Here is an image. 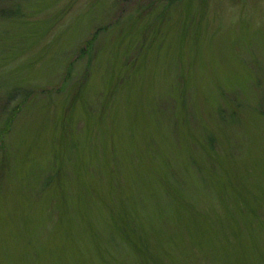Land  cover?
Wrapping results in <instances>:
<instances>
[{"label": "rangeland", "instance_id": "1", "mask_svg": "<svg viewBox=\"0 0 264 264\" xmlns=\"http://www.w3.org/2000/svg\"><path fill=\"white\" fill-rule=\"evenodd\" d=\"M13 107L0 264H264V0H0Z\"/></svg>", "mask_w": 264, "mask_h": 264}, {"label": "trees", "instance_id": "2", "mask_svg": "<svg viewBox=\"0 0 264 264\" xmlns=\"http://www.w3.org/2000/svg\"><path fill=\"white\" fill-rule=\"evenodd\" d=\"M7 17H9V16H7ZM95 36H96V33H95V35L93 34L92 35V38L91 39H94L95 38ZM90 39V40H91ZM90 40H88L87 42H86V44H85V47L80 51V54L81 55H83V54H85V52H88L89 51V48H90V46H91V42L92 41H90ZM80 55V56H81ZM68 69H69V67H70V63H68ZM16 107H13V110L11 111V114H10V116H8V118H7V121H6V124H5V127L3 128V129H1L0 130V139L2 138L1 136L3 135V133H5L6 131H7V128H8V123L11 121V116L13 117V115H15L16 114ZM1 144V143H0Z\"/></svg>", "mask_w": 264, "mask_h": 264}]
</instances>
